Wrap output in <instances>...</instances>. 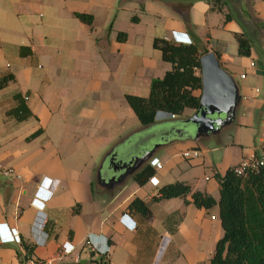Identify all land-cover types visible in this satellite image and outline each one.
I'll return each mask as SVG.
<instances>
[{
    "label": "crops",
    "instance_id": "crops-1",
    "mask_svg": "<svg viewBox=\"0 0 264 264\" xmlns=\"http://www.w3.org/2000/svg\"><path fill=\"white\" fill-rule=\"evenodd\" d=\"M141 1L144 12L164 18L163 37L156 32L146 38L136 25L130 30L120 26L114 30L113 26L107 28L114 10L122 9L124 0H0V78L9 74L15 77L0 89V114L18 119L17 110L26 107L29 116L18 121L32 116L38 121L24 139L28 145L38 139L43 144L38 155L35 152L23 154L24 150L0 134V161L21 175L18 180L2 176L4 180L0 181V224L6 223L19 236V240L2 241L3 230L0 229V264H20L19 254L26 253L23 243L33 247L32 256L25 264H211L217 242L224 235L220 217L218 220V205L209 210L195 208L191 206L190 196L186 199L188 203L181 197L153 200L160 187L170 184L166 183L165 169L171 159L163 162L158 157L163 163L154 174L160 180L158 186L148 181L143 186L136 182L131 188L122 185L107 190L97 182V167L105 153L112 149L108 128L116 116L117 95L127 94L123 89L128 86L150 87L153 79L171 69V63L153 46L156 37L172 40L174 32L187 33L193 43L203 42L205 48L215 51L223 67L234 77L238 69L245 68L253 75L262 74L263 71L259 73L257 69L259 50L252 43L251 56H240L234 37L237 32H245L244 25L249 30L246 31L248 36L258 40L264 51V0H197L188 8L190 25L178 9L173 10L175 3ZM75 13L91 14L95 21L98 15H104V24L97 28L89 26ZM227 15L231 19L215 25L219 17L226 19ZM194 26L202 28V32L203 28L209 30L199 36ZM119 32L127 34L125 41L117 39ZM148 39L152 46L149 49ZM251 62L255 63L253 67ZM242 74L245 78H241ZM240 78L246 80L248 75L243 71ZM242 88L245 93L240 87L241 104L245 102L248 107L241 111V104L239 106V117L234 121L237 148L225 153L224 160L228 164L206 165V159L200 156L194 159L197 161L194 164L203 165V184L200 177L193 182L177 181L189 185L193 191L207 192L216 200L220 197L216 175H224L263 146L262 137L259 138L261 128H257L255 121H264V97L260 98L257 87ZM195 93L199 95L201 91ZM55 96L64 114L77 111L66 115V119L69 116L79 121L64 124L63 137H60L66 156L58 153L61 146H56L51 138L56 133L49 131ZM194 111L186 109L175 119H186ZM85 120L89 123H82ZM168 120L174 119L156 122ZM36 132L39 135L33 138ZM134 133L125 130L120 137L125 140ZM74 136L79 141L73 142ZM176 136L173 160H189L183 157L184 151L201 150L199 146L186 145V141ZM52 157L56 158L58 166L46 162ZM46 178L51 179L53 185L52 192L44 199L45 224L41 230L38 226L41 211L32 202ZM136 197L147 203V215L128 209ZM214 208L218 216L213 213ZM124 214L135 221L134 229L122 223ZM90 236L99 246H104L105 238L108 239L109 255L105 261L85 244ZM66 241L75 244L76 250L59 260Z\"/></svg>",
    "mask_w": 264,
    "mask_h": 264
},
{
    "label": "trees",
    "instance_id": "trees-1",
    "mask_svg": "<svg viewBox=\"0 0 264 264\" xmlns=\"http://www.w3.org/2000/svg\"><path fill=\"white\" fill-rule=\"evenodd\" d=\"M184 5L176 8L183 15V19L190 25L188 10ZM82 22L92 26L94 16L86 13H75ZM227 20L231 19L227 15ZM134 20H139L134 17ZM238 42V53L243 57L251 56L252 42L246 32L235 33ZM117 39L125 41L127 34L118 33ZM153 46L162 52L163 59L171 63V69L151 82L147 97L131 93L125 98L145 127L156 122L158 111L174 113L182 116L186 109H196L200 103V96L196 91L202 90L201 61L207 48H200L196 43L182 44L171 39L156 37ZM12 74L0 78V89L14 81ZM18 119H26L30 111L26 107L17 110ZM40 132V131H39ZM36 132L32 137L38 136ZM155 174V169L146 164L133 175L140 185H145ZM220 186V197L216 200L207 192L193 191L182 182L166 184L159 188L153 200H164L176 197L187 199L197 208L211 209L218 205L219 217L224 229L223 237L217 242L211 264H264V176L262 173H249L238 176L233 168H229L224 175L217 174ZM188 203V200H186ZM128 209L147 215L149 207L145 201L136 197L128 205ZM25 255H20V264H25L32 256L33 247L23 243Z\"/></svg>",
    "mask_w": 264,
    "mask_h": 264
},
{
    "label": "rangeland",
    "instance_id": "rangeland-1",
    "mask_svg": "<svg viewBox=\"0 0 264 264\" xmlns=\"http://www.w3.org/2000/svg\"><path fill=\"white\" fill-rule=\"evenodd\" d=\"M161 1V0H160ZM165 1L168 4H177L182 5L184 4L183 8L187 11L189 7L193 6L197 0H162ZM122 3V2H121ZM120 3V4H121ZM124 5L122 9H115L113 15V20L109 23H107L106 27L110 28L113 26V30L122 28L123 30L129 29L132 26L137 27L142 33L146 35V38L149 37L150 34H155L158 32L160 36H164L165 30H162V25L165 24L164 18H159L155 16L152 12H144L145 6L144 3L141 0H124ZM119 5V4H118ZM117 5V7H118ZM176 7L173 8L177 9ZM176 11V10H175ZM120 13L119 19L116 21V14ZM140 17L139 20H134V17ZM226 18V17H225ZM139 19V18H138ZM222 20H227L222 17L218 18V21L216 24L223 23ZM104 24V15H98L96 21H93L92 26L102 27ZM138 24V25H137ZM214 25V24H210ZM243 30L249 31L246 29L244 25H242ZM250 27V26H249ZM194 30H197V33L199 36L203 33V35H206L209 28H203L204 32H202V28H199L194 26ZM121 29V30H122ZM120 33V32H119ZM247 33V32H246ZM248 34V33H247ZM150 38V37H149ZM253 43V46L255 49L259 50V57H257V69L259 73H262L260 75H253L251 74V70L248 68L245 69H238L237 71V77H235L239 85L241 87L242 92L245 93L244 89L242 87L244 86H253L257 87L260 91V98L264 97V51L261 49L260 43L258 40H256L254 37H249ZM235 41L236 38L234 37ZM201 42V41H200ZM149 39H148V45H149ZM237 47L238 42L236 41ZM203 42L199 43L200 48H204ZM152 46H148V49ZM147 49V50H148ZM243 68V67H241ZM248 75V78L246 80H243L240 78V73L243 72ZM151 86V85H150ZM125 93H133V94H140L142 96H148L150 87L143 84H138L137 86H128L123 89ZM23 93V91H21ZM89 95V94H88ZM31 97L32 94H31ZM36 97H34L35 99ZM119 100L118 107H115L114 112L116 113V116L112 119L110 122V126L108 130L111 132V142H112V149L105 153L107 154L119 151L125 149L128 150L130 154H141L145 153L146 151H155L154 156L159 157L163 162H166L171 159V163L167 165L165 172V178L166 183H175L177 181H182L187 183L193 182V180H198L200 177V183L203 184V165L197 164L195 165L197 161L194 159L189 160H183L182 158H174L173 160V140L177 139L176 134L171 132L169 129H171L172 126L184 128L185 131H187V136L185 135L183 138H180L181 141H186L185 144L188 146H199L201 148V156L206 159V165L207 164H221L226 162L224 160V155L230 149L237 148L234 141L236 139L237 134V127L235 122H233L231 125L226 126L224 129L221 130L218 134H210L208 137H201L199 139L196 138V127L192 124H185L180 123V120H184L185 117H178L174 120H168L163 122H155L154 124L150 126H143L137 116L132 111L130 105L128 104L125 95L121 93V95H117L116 97ZM32 99V98H31ZM5 106V105H3ZM248 107V105L243 102L241 104V111L244 110V108ZM53 108V120L51 121V125L49 128V131L52 133H56V136H52L53 140L55 141L54 144L58 147H60L59 154H64L66 156L67 152H62L63 148L65 147L63 144V140L60 136L63 135V127L64 124H77L79 121L73 120L68 116V119H66V115H73L75 112L74 110L65 112L61 110L60 105L58 103V99L54 98V105ZM76 110H79L78 107H76ZM240 110L237 113V117H239ZM236 117V118H237ZM37 118L35 116H32L31 118L27 119L26 121H18V119L14 116H4V114H0V134L10 140L12 144L17 145V148L24 150L25 153H34L38 155L37 151L41 150L42 140L38 139L34 141L32 144L28 145V142L25 141L24 138H26V135L33 130L35 125L37 124ZM89 123V120L82 121V123ZM92 123V122H90ZM255 125L257 128H261V132L259 134V138L262 137L263 134V128H264V121L263 120H256ZM125 130H131L132 132H135L132 134L129 138L125 139V137H120L122 132ZM59 132V133H58ZM63 137V136H62ZM75 137V136H74ZM44 139V137H43ZM67 139V138H66ZM79 141L78 137L74 138L73 142ZM82 145V143H79V146ZM218 149H226L224 152L222 150ZM103 157V159L105 158ZM49 165L58 166L56 158H50L48 161H46ZM102 162V161H101ZM101 164V163H100ZM97 167V171L99 169V166ZM228 164V162H227ZM174 166V167H173ZM106 168L102 170V174L105 175ZM4 178L0 176V181H3ZM137 183L133 179V177L127 178L126 182L123 185H127L129 188L132 186H135ZM162 185H164L162 183ZM191 206L195 207L194 204H191ZM213 213L218 216L217 209L214 208ZM219 220V216H218Z\"/></svg>",
    "mask_w": 264,
    "mask_h": 264
},
{
    "label": "water",
    "instance_id": "water-1",
    "mask_svg": "<svg viewBox=\"0 0 264 264\" xmlns=\"http://www.w3.org/2000/svg\"><path fill=\"white\" fill-rule=\"evenodd\" d=\"M202 90L199 106L193 115L180 123L196 127V138L218 134L231 125L242 101L241 90L235 77L227 71L215 51H208L200 58ZM180 138L187 136L184 128L172 126L169 129ZM156 150L141 154H130L121 150L107 154L97 171V182L104 189L114 190L122 186L127 178L138 172L154 156ZM106 168L105 175L102 170Z\"/></svg>",
    "mask_w": 264,
    "mask_h": 264
},
{
    "label": "built area",
    "instance_id": "built-area-1",
    "mask_svg": "<svg viewBox=\"0 0 264 264\" xmlns=\"http://www.w3.org/2000/svg\"><path fill=\"white\" fill-rule=\"evenodd\" d=\"M174 36L178 41H181L183 43H189V42H191V44L193 43V40L188 37L187 33L174 32L172 40L176 42L174 40ZM254 65L255 63L251 62V66L253 67ZM245 76H246L245 74H242L241 78H245ZM256 91L258 92L259 89H256ZM175 118H176V115L174 113H170L166 111H158L157 116H156V120L175 119ZM262 142H263V146L260 149L255 150L253 154H251L250 156L244 157L238 164L232 167L236 175L245 177L249 173H262L264 176V129H263V135H262ZM0 149H1V145H0ZM182 154H183V157L187 159H194V158H198L201 156V151L200 149L194 148V149H188L184 151ZM148 164L152 166L156 171H158L159 169L163 167V163L160 161V159L154 156L149 160ZM0 175L6 178L15 179V180L21 179L20 173L15 168L7 167L1 161H0ZM209 178L210 177H206L207 180ZM149 182L153 186H158L160 183V180L157 178L156 175H153L149 179ZM52 185H53V181L51 179L46 178L39 192L36 194V197L33 199V202H32V204L39 207L40 209L39 208L38 209L39 211H41L40 213L41 217L38 223V226L41 227V230L45 224V218L43 216L44 214L42 213L43 211L42 208L45 205L44 199L52 192L51 191ZM121 221L126 227H129L131 229H134L136 227L135 221H133L132 218L127 214H124L121 216ZM0 229L3 230V240L2 241L13 240V239L19 240V236L16 230L15 229L10 230L9 227L6 225V223L0 224ZM166 241L167 240L165 239L164 243H166ZM85 244L96 255L101 257L103 261H105L106 258L108 257L109 243H108L107 238H105L104 246L97 245L91 236L87 238ZM75 250H76L75 244H73L70 241L64 242L62 244L58 259L62 260L63 257H65L66 255L73 254Z\"/></svg>",
    "mask_w": 264,
    "mask_h": 264
},
{
    "label": "clouds",
    "instance_id": "clouds-1",
    "mask_svg": "<svg viewBox=\"0 0 264 264\" xmlns=\"http://www.w3.org/2000/svg\"><path fill=\"white\" fill-rule=\"evenodd\" d=\"M174 40H175L176 42H179V43H182V44H191V42H189V43H183V42H181V41H178V40L175 38V36H174Z\"/></svg>",
    "mask_w": 264,
    "mask_h": 264
}]
</instances>
